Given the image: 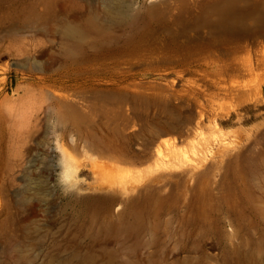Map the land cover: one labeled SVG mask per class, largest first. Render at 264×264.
I'll use <instances>...</instances> for the list:
<instances>
[{
	"label": "rangeland",
	"instance_id": "obj_1",
	"mask_svg": "<svg viewBox=\"0 0 264 264\" xmlns=\"http://www.w3.org/2000/svg\"><path fill=\"white\" fill-rule=\"evenodd\" d=\"M0 264H264V0H0Z\"/></svg>",
	"mask_w": 264,
	"mask_h": 264
},
{
	"label": "bare ground",
	"instance_id": "obj_2",
	"mask_svg": "<svg viewBox=\"0 0 264 264\" xmlns=\"http://www.w3.org/2000/svg\"><path fill=\"white\" fill-rule=\"evenodd\" d=\"M222 9H223V11L224 12H226V11H230V4L229 3H227V5H223L222 6ZM120 12L122 13L123 12V10L121 9L120 10ZM123 14H124V12H123ZM84 32H85V29L83 28V27H79V26H74V25H69V26H67L66 28H65V34L66 35H68V36H70V37H73V38H79L80 36H82L83 34H84ZM206 71H207V69H206ZM235 80H237V79H235ZM239 80V79H238ZM240 82V81H239ZM246 82V81H245ZM233 82L231 81V84H225V85H223L221 88L223 89V90H225L226 92H232L233 90H235V89H237L238 87H237V84H238V86H240L239 85V83H237V84H232ZM242 83V82H241ZM240 83V84H241ZM244 83V82H243ZM248 85V83H245V85ZM201 85V84H200ZM242 85H244V84H242ZM202 86V85H201ZM242 87V86H241ZM243 87H245L246 88V86H243ZM201 88V87H200ZM242 89V88H241Z\"/></svg>",
	"mask_w": 264,
	"mask_h": 264
}]
</instances>
